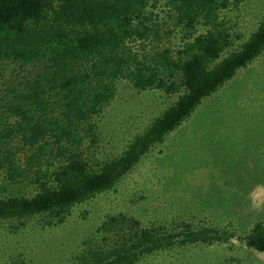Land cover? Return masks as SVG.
<instances>
[{
	"label": "trees",
	"instance_id": "1",
	"mask_svg": "<svg viewBox=\"0 0 264 264\" xmlns=\"http://www.w3.org/2000/svg\"><path fill=\"white\" fill-rule=\"evenodd\" d=\"M239 0H0V81L7 62L37 67L11 86L0 104V224L46 216L62 221L75 205L113 189L154 144L162 142L204 98L264 51V18L238 48L222 13ZM165 2L176 27L194 30L174 50L148 54L164 37L153 8ZM171 29L167 30L170 33ZM140 44V47L138 46ZM178 98L124 151L101 163L84 146L85 133L115 96L116 81ZM85 125L88 127L85 128ZM29 172L34 178L27 184ZM31 187L35 192L23 190ZM235 233L209 224L158 231L110 217L66 264H137L146 255L188 244H223ZM264 253V222L244 237ZM228 258L225 264H264Z\"/></svg>",
	"mask_w": 264,
	"mask_h": 264
},
{
	"label": "rangeland",
	"instance_id": "2",
	"mask_svg": "<svg viewBox=\"0 0 264 264\" xmlns=\"http://www.w3.org/2000/svg\"><path fill=\"white\" fill-rule=\"evenodd\" d=\"M153 11L164 27V37L145 44L148 54L176 50L185 37L208 29L202 24L194 30L176 27L165 2ZM222 16L233 35L232 48H238L264 18V0H239ZM36 69L7 62L0 104L12 85L31 77ZM177 98L178 94L159 89L139 90L128 78H119L114 98L94 119L96 141L85 133L84 146H90L91 159L101 163L120 155ZM29 173L27 184L35 176ZM27 188L23 192H35ZM112 216L123 228L136 224L169 231L187 222L235 233L227 243L177 246L143 256L137 264H225L231 257L264 261V253L248 248L244 241L256 221L264 222V51L204 98L113 189L73 206L55 224L40 215L1 223L0 264L71 263L85 247L84 241L91 240Z\"/></svg>",
	"mask_w": 264,
	"mask_h": 264
}]
</instances>
